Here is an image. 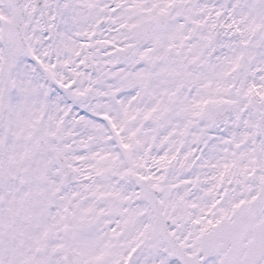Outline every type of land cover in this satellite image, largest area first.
<instances>
[{
    "label": "snow or ice",
    "instance_id": "6c2138e0",
    "mask_svg": "<svg viewBox=\"0 0 264 264\" xmlns=\"http://www.w3.org/2000/svg\"><path fill=\"white\" fill-rule=\"evenodd\" d=\"M0 264H264V0H0Z\"/></svg>",
    "mask_w": 264,
    "mask_h": 264
}]
</instances>
